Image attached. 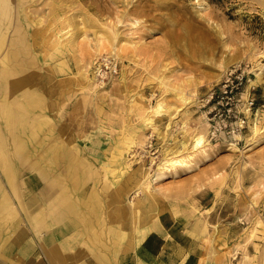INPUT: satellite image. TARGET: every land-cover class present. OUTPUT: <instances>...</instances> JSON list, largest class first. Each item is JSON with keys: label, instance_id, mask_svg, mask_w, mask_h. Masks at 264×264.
Here are the masks:
<instances>
[{"label": "rangeland", "instance_id": "1", "mask_svg": "<svg viewBox=\"0 0 264 264\" xmlns=\"http://www.w3.org/2000/svg\"><path fill=\"white\" fill-rule=\"evenodd\" d=\"M0 35V72L13 71L6 88L0 73V131L10 138L9 104L28 143L5 145L0 173L9 187L13 168L26 223L82 234L73 264L134 249L151 205L199 226L203 264H264V0L0 1ZM241 62L258 107L239 143L217 142L204 102ZM42 171L69 184L62 206Z\"/></svg>", "mask_w": 264, "mask_h": 264}, {"label": "crops", "instance_id": "2", "mask_svg": "<svg viewBox=\"0 0 264 264\" xmlns=\"http://www.w3.org/2000/svg\"><path fill=\"white\" fill-rule=\"evenodd\" d=\"M6 132L0 131V147ZM11 159L1 157L0 164L14 163ZM11 173L7 175L9 187L4 185L0 173V264H73L72 253L67 247L76 243L72 239L77 233L70 241L64 236V226L46 227L40 221L26 223L14 197L23 194L19 192L22 189L15 184L16 179ZM10 211L20 212L21 215L17 219L10 218ZM144 214L142 224L147 230L141 241L136 239L134 249L116 258L98 253L96 264H203L202 236L197 224L177 215L170 208L156 210L151 205ZM77 237L83 236L79 233L75 236L76 240Z\"/></svg>", "mask_w": 264, "mask_h": 264}, {"label": "built area", "instance_id": "3", "mask_svg": "<svg viewBox=\"0 0 264 264\" xmlns=\"http://www.w3.org/2000/svg\"><path fill=\"white\" fill-rule=\"evenodd\" d=\"M258 90L250 63L230 67L211 87L204 102L209 137L217 142L239 143L258 107Z\"/></svg>", "mask_w": 264, "mask_h": 264}, {"label": "bare ground", "instance_id": "4", "mask_svg": "<svg viewBox=\"0 0 264 264\" xmlns=\"http://www.w3.org/2000/svg\"><path fill=\"white\" fill-rule=\"evenodd\" d=\"M1 2H5L7 5H8V0H0ZM1 38H2V35H0V41H1ZM59 43V42H58ZM5 59L7 58V56L5 55V57H4ZM1 75L4 77L3 79V87L4 88H6V86H7V84H8V81L10 80V75L13 73V71L12 70H9V69H3V70H1ZM259 74H260V72H259ZM12 86V85H11ZM3 90V89H2ZM184 99V98H183ZM160 102H162V101H160ZM157 103V104H159L158 106L160 107L161 106V103ZM163 105V104H162ZM160 109V108H159ZM156 111V110H155ZM2 116H3V118L6 120V122H7V124H8V127H9V129H8V131H9V133L11 134V136H10V138L8 139H4V138H2L1 139V147H0V156L2 157V159L4 158V159H11V158H13L12 157V155L10 154V153H8L7 154V152L4 150L5 149V145L6 144H8V143H12L13 145H14V148H15V151H17V152H19V150L20 149H22V148H20V147H23V146H27V144H17L16 142H15V138H17V129L18 128H21L22 127V124H23V122H22V119L20 120V117H19V115H17V113H16V111L11 107V105H9V104H7V105H5V106H3V108H2ZM254 119V118H253ZM253 122V124H254V121H252ZM258 124H259V121H258ZM252 125V124H251ZM258 126L259 125H252V127L254 128V129H256V132L258 131ZM260 127V126H259ZM259 130H260V128H259ZM35 135V134H34ZM4 136H5V134H4ZM195 146L196 147H202V146H205L207 143H208V139H207V136H206V134H204V133H198L197 135H195ZM9 141V142H8ZM14 141V142H13ZM30 148V147H29ZM0 157V158H1ZM27 158L28 157H26V156H22L21 158H20V161H24L25 159L27 160ZM3 161V160H2ZM167 162H169V160L167 161ZM177 162V161H176ZM171 164H175V162H170ZM69 169L70 170H72L73 172L74 171H76V169H77V166L75 165L74 167H73V169H72V166H69ZM11 170H12V168L10 167H7V172L8 173H11ZM72 171L71 172H69L70 174L72 173ZM40 175H42V177H45V185H44V189H43V192L44 193H49L50 195H53L54 193H56L57 194V196L58 197H56V199H52L50 202H49V205H53V204H58L59 206H62L63 205V203H66V201H67V196H66V192L68 193L69 192V184L68 183H61L60 185H56L55 183V181L54 180H52L49 176V173H47L46 171H42V174H40ZM77 179H78V177H77V175H75V177H74V179H73V184H76V182H77ZM63 180V179H62ZM65 180V179H64ZM70 181H71V178H70ZM70 181H69V183H70ZM32 187H33V185H32ZM68 195V194H67ZM133 203V204H132ZM131 206L132 207H134V209H133V211L134 212H138L139 213V210H140V207H139V205H138V201L137 202H134V201H132L131 202ZM136 206L138 207V208H136ZM66 210H68V208H66ZM75 210V208L74 207H70L69 208V211H74ZM141 215V214H140ZM34 216L36 217V214H34ZM74 222H76V220H74ZM141 228L139 229V227H138V229L140 230V234H139V237H138V240L139 241H141L142 240V238L144 237V235H145V233H146V230H147V228L145 227V226H143V224H141V226H140ZM193 230V229H192ZM194 231V230H193Z\"/></svg>", "mask_w": 264, "mask_h": 264}]
</instances>
